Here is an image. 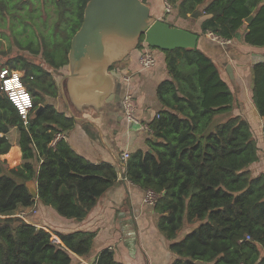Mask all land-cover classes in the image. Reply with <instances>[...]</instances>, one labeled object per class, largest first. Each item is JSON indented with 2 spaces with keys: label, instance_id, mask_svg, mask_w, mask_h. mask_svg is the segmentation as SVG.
<instances>
[{
  "label": "trees",
  "instance_id": "1",
  "mask_svg": "<svg viewBox=\"0 0 264 264\" xmlns=\"http://www.w3.org/2000/svg\"><path fill=\"white\" fill-rule=\"evenodd\" d=\"M88 1L0 0V37L6 36L1 27L11 26L20 50L45 61L29 59L25 53L11 56V47L0 48V60L5 57L0 70H17L34 97L24 119L0 88V264H75L73 255L91 251L95 232H61L38 225L39 206L26 217L15 211L39 202L64 217L81 220L118 180L116 165L87 160L64 138L53 143L58 132L74 126L75 119L46 103L59 96L55 76L68 65L71 40ZM164 1L173 11L178 9L183 20L196 12L205 17L196 31L200 41L209 33L234 40L243 30L247 44L264 46V0ZM48 4L56 18L47 33L36 37V17H42ZM252 14L247 24L245 19ZM145 45L152 49L143 36L138 49L143 52ZM164 52L174 81L161 83L157 92L168 108L148 124L153 130L147 139L152 151L130 154L125 176L146 190L163 192L155 208L158 227L177 254L172 264H264V173L254 175L251 170L260 158L258 137L248 119L232 112L234 93L205 51L197 46ZM180 58L186 70L179 67ZM253 75V99L264 117V61L254 64ZM11 127L19 130L20 139L6 172L7 160L1 156L12 148L7 136ZM262 130L264 138V125ZM30 180L37 182L40 201L26 184ZM184 224L193 227L176 240ZM91 264L123 263L107 248Z\"/></svg>",
  "mask_w": 264,
  "mask_h": 264
},
{
  "label": "crops",
  "instance_id": "2",
  "mask_svg": "<svg viewBox=\"0 0 264 264\" xmlns=\"http://www.w3.org/2000/svg\"><path fill=\"white\" fill-rule=\"evenodd\" d=\"M146 1L151 3L155 17L174 24L172 16L166 15L164 0ZM204 18H199L194 22L182 20L177 24L196 32ZM237 41L245 51L238 49V47L232 48L228 43L216 42L211 39L209 34L201 41L199 40L198 47L216 62L222 77L230 85L235 97L232 112L248 119L258 137L259 147L261 148L259 149L260 158L251 165L253 174L258 175L264 173V138L262 130L264 117L259 114L253 99V66L257 62L264 61V46L247 44L244 41V32L239 33ZM144 48L148 47L144 46ZM152 52L157 63L151 69H144L141 66L140 56L142 50L138 48L120 62V65L114 67L112 71L120 86L119 98L114 104L107 103L100 110H94L93 108L79 110L73 106V115L69 112L61 92L58 97L49 98L51 100L46 101V103L55 105L58 110L65 111L68 115L78 118L75 119L74 126L65 131L64 137L75 152L94 163H112L117 166L119 172L117 182L106 191L84 219L77 220L64 217L52 206L38 205L39 202L30 207H19L14 213L18 214L23 208L28 211L33 209L34 211L39 206V209H37V215H39L37 217L38 225L54 228L61 232L77 230L95 232L91 251L85 256L73 255L75 264H91L98 259L100 252L107 248H110L114 253L116 261L123 264H172L177 257V254L170 248L172 241L158 227L160 217L158 211H156L155 206L144 202L146 189L126 178L127 160L122 158L124 152L133 154L139 149H150L152 151L147 145V139L153 134L136 127L125 119L121 104V97L125 90L128 89L134 94L138 103L137 117L146 124H149L160 111L168 108L157 90L161 83L174 81V77L168 68L167 56L164 50L155 48ZM245 52H250V55H246V58L242 59L241 54ZM178 64L182 70L187 69L183 59L180 58ZM229 64L233 67V78L227 70ZM60 71H63L62 68ZM125 74L130 75L129 82L123 80ZM62 76H55L58 85ZM171 90L173 91L169 86L168 94L170 96ZM7 136L12 143V148L1 156L2 160H7L4 163L6 172L11 166L10 162L13 161L12 149L19 144L20 132L17 128L11 127ZM35 200L40 201L38 197ZM121 215L126 216L122 217ZM192 227L184 224L176 240L182 239ZM263 256L264 251H262Z\"/></svg>",
  "mask_w": 264,
  "mask_h": 264
},
{
  "label": "water",
  "instance_id": "3",
  "mask_svg": "<svg viewBox=\"0 0 264 264\" xmlns=\"http://www.w3.org/2000/svg\"><path fill=\"white\" fill-rule=\"evenodd\" d=\"M151 10V3L144 0L87 2L83 22L71 40L67 72L59 82L60 92L71 114L73 106L79 110H100L107 103L117 102L120 86L112 66L136 50L141 37L144 36V42L151 48L161 50L198 46L199 35L196 32L157 18ZM197 14L199 12L191 15L195 17ZM253 18L254 14L245 22L250 24ZM227 70L233 78L231 64ZM26 184L37 198L36 182L30 180Z\"/></svg>",
  "mask_w": 264,
  "mask_h": 264
},
{
  "label": "built area",
  "instance_id": "4",
  "mask_svg": "<svg viewBox=\"0 0 264 264\" xmlns=\"http://www.w3.org/2000/svg\"><path fill=\"white\" fill-rule=\"evenodd\" d=\"M173 11V6L166 2L165 4V12L169 13ZM209 36L215 40L216 42H219L221 44H227L230 43V40H224L220 38L219 36H216L213 33H209ZM146 46V45H145ZM148 47V46H146ZM153 49H150L149 47L144 49V51L141 53L140 56V63L141 66L144 69H151L154 67L157 63L156 57L153 54ZM18 73L14 72L12 75H9V71L4 69L0 72V79L2 81V87L9 95L10 100L14 103L16 108L18 109V112L21 114V116L24 119H27L29 116V113L31 111V107L33 106V96L25 89L22 82L19 83L20 79L18 77ZM123 80L125 82L130 81V75L125 74L123 75ZM14 85H16L17 89H14ZM122 111L124 114L125 119L130 122L134 123L139 126V128H142L148 133H153V130L151 127L142 122L140 118L137 117V110H138V103L134 96V94L130 90H125V92L122 95ZM159 117L160 115L157 114ZM65 137V134L63 132H58L55 135L53 143L55 144L58 140ZM130 157L129 152H124L122 155V158L124 160H127ZM163 193V192H162ZM161 192H156L153 189H147L145 190V196H144V202L148 205L155 206L157 204V201L162 196ZM36 213V210H34ZM22 217H25L24 213L20 214ZM250 236H247V239H249Z\"/></svg>",
  "mask_w": 264,
  "mask_h": 264
},
{
  "label": "rangeland",
  "instance_id": "5",
  "mask_svg": "<svg viewBox=\"0 0 264 264\" xmlns=\"http://www.w3.org/2000/svg\"><path fill=\"white\" fill-rule=\"evenodd\" d=\"M163 4H164V6H165V1L163 2ZM163 4H162V6H163ZM43 12H44V17H43V15H42V17H40V16H37L36 17V21H38L39 22V26H33V28H34V30H36L37 31V35H36V37H38L39 35L41 36L43 33H47L48 32V29L52 26V23H53V21L55 20V18H56V14H55V11H54V9H53V6H52V4H48L47 5V7H45V8H43ZM153 12H154V9L152 8V10H151V13H152V15H153ZM45 14H49V16H46ZM166 15H171L172 16V18H173V22H174V24L173 25H177V26H179L177 23H180V22H182V20L184 19V18H181V16L179 15V12H178V9H174V11L173 12H171V13H167ZM154 16V15H153ZM200 17H202V15H201V13L199 12V14H197V16H195V17H193L191 14H190V16L189 17H187V21H189V19L190 20H193V22L194 21H196L197 19H199ZM186 20V19H185ZM14 21L15 22H17L18 21V19L17 18H15L14 19ZM3 23H4V21H3ZM1 29L2 30H4L5 31V33H6V36H1L0 37V48H5V49H8V48H10L11 50H9V52L11 51V53H10V55L12 56V55H14V54H16V53H25V54H27V56H28V58L29 59H32V60H37V61H42V62H45L44 61V59L41 57V56H38V57H36V56H32V55H30L31 53L29 52V51H24V50H20V48H19V46H17V44H16V42H15V40H14V33H13V30H12V28H11V26H4V27H1ZM244 31L242 30L241 32H239V33H243ZM26 33V31L24 32H21L20 34H19V37H21V36H23L24 34ZM239 33L237 34V36L239 35ZM47 39H49V38H47ZM238 41H237V39H234V40H230V43H228V44H230L231 46H232V48H237L238 47V49H243V51H245V49L244 48H242L240 45H239V43H237ZM239 45V46H238ZM153 50L155 49V48H152ZM238 52V51H237ZM242 55V59H245L246 58V55H250V52H248V53H242L241 54ZM4 62L5 61V57H3V58H1V60H0V63L1 62ZM121 63H118V65H120ZM48 67V66H47ZM51 70H52V68H51ZM62 70L63 71H60V74H61V76L64 74V73H66V71H67V66L66 67H64V68H62ZM17 71V70H16ZM15 70H13V69H9V73H11V72H16ZM0 72H1V70H0ZM53 74H54V71H53ZM49 100H51V99H49ZM32 108V107H31ZM259 149H261V148H259ZM27 211V212H26ZM34 211H33V209H30L29 211L27 210V209H22L20 212H18V213H24V215L25 216H27L28 214H34L33 213ZM34 220H36V218L35 219H33V221ZM54 238H55V236H54ZM57 241H59L58 239H56Z\"/></svg>",
  "mask_w": 264,
  "mask_h": 264
},
{
  "label": "clouds",
  "instance_id": "6",
  "mask_svg": "<svg viewBox=\"0 0 264 264\" xmlns=\"http://www.w3.org/2000/svg\"><path fill=\"white\" fill-rule=\"evenodd\" d=\"M165 7V6H164ZM165 9V8H164ZM4 70V69H3ZM16 73H18L17 71H16ZM13 74V72H11V73H9V75H12ZM18 75H19V73H18ZM19 77V79H20V81H19V83L20 82H22V84H23V86L25 87V84L23 83V80H22V78H21V76L19 75L18 76ZM0 81H1V79H0ZM1 84H2V81H1ZM1 88V87H0ZM17 89V88H16ZM25 89H26V87H25ZM4 90V89H3ZM27 90V89H26ZM5 91V90H4ZM28 91V90H27ZM6 92V91H5ZM29 92V91H28ZM7 93V92H6ZM30 94H31V92H29ZM8 94V93H7ZM32 95V94H31ZM9 96V95H8ZM33 96V95H32ZM121 100H122V97H121ZM14 104V103H13ZM33 106H34V97H33V104H32ZM33 106H32V108H33ZM32 110V109H31ZM31 112V111H30ZM21 115V114H20ZM64 134H65V132H63ZM0 135H2V134H0ZM27 212V211H26ZM20 214H22V213H18V215H20ZM21 216V215H20ZM26 217V216H25ZM55 239H58L59 240V238L58 237H55Z\"/></svg>",
  "mask_w": 264,
  "mask_h": 264
},
{
  "label": "bare ground",
  "instance_id": "7",
  "mask_svg": "<svg viewBox=\"0 0 264 264\" xmlns=\"http://www.w3.org/2000/svg\"><path fill=\"white\" fill-rule=\"evenodd\" d=\"M16 87H17V86H16V85H14V87H13V88H14V89H16Z\"/></svg>",
  "mask_w": 264,
  "mask_h": 264
}]
</instances>
